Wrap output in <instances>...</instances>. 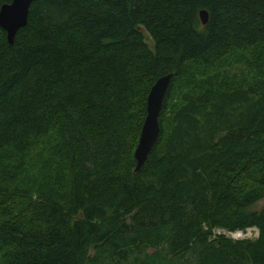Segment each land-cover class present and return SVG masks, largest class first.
I'll use <instances>...</instances> for the list:
<instances>
[{
	"label": "trees",
	"instance_id": "1",
	"mask_svg": "<svg viewBox=\"0 0 264 264\" xmlns=\"http://www.w3.org/2000/svg\"><path fill=\"white\" fill-rule=\"evenodd\" d=\"M263 200L264 0H35L0 29V264H264Z\"/></svg>",
	"mask_w": 264,
	"mask_h": 264
},
{
	"label": "water",
	"instance_id": "2",
	"mask_svg": "<svg viewBox=\"0 0 264 264\" xmlns=\"http://www.w3.org/2000/svg\"><path fill=\"white\" fill-rule=\"evenodd\" d=\"M35 0H11L8 4L0 6V29L6 34L8 44L12 45L18 30L25 27L29 10ZM200 22L205 25L208 21L206 11H199ZM173 74L158 78L150 88L145 106V117L141 126L139 139L134 150L135 171L146 162L150 151L156 144L159 134V116L162 110L164 97L171 84Z\"/></svg>",
	"mask_w": 264,
	"mask_h": 264
},
{
	"label": "rangeland",
	"instance_id": "3",
	"mask_svg": "<svg viewBox=\"0 0 264 264\" xmlns=\"http://www.w3.org/2000/svg\"><path fill=\"white\" fill-rule=\"evenodd\" d=\"M144 38H145L146 43H147L149 46H151V45H152V41H151L149 35H148L145 31H144ZM263 205H264V200L261 201V202H259V203L254 207V210L260 209ZM220 233H222L221 236H225V237H227V238H230V237H231V239L236 240V239H251V238H254V237L257 235L258 231H257V229H256L255 227H253V228H250V229H246L245 231H243L242 234H239L238 236H235V238H233L231 235H229V234L226 233V232H222L221 230H217V229L213 230V236H217V235H219ZM225 233H226V234H225ZM236 233H237V232H236ZM236 233H234V234L236 235Z\"/></svg>",
	"mask_w": 264,
	"mask_h": 264
},
{
	"label": "built area",
	"instance_id": "4",
	"mask_svg": "<svg viewBox=\"0 0 264 264\" xmlns=\"http://www.w3.org/2000/svg\"><path fill=\"white\" fill-rule=\"evenodd\" d=\"M234 233H236V232H232V233H228V234L231 235L233 238H235V236H238L239 234H241L240 232H237L236 235Z\"/></svg>",
	"mask_w": 264,
	"mask_h": 264
}]
</instances>
